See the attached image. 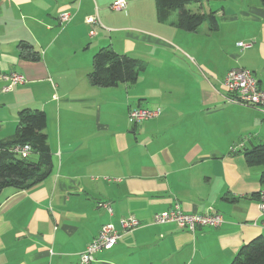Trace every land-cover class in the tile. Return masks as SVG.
Masks as SVG:
<instances>
[{
	"label": "crops",
	"instance_id": "obj_1",
	"mask_svg": "<svg viewBox=\"0 0 264 264\" xmlns=\"http://www.w3.org/2000/svg\"><path fill=\"white\" fill-rule=\"evenodd\" d=\"M113 1L0 0V75L25 79L0 90V142L13 138L21 110L43 111L53 164L29 190H0V264H80L108 223L121 237L90 264H230L264 235L257 206L264 163L245 161L264 144V113L228 102L223 79L245 68L264 91V7L194 2L192 12L214 25L187 32L174 26V13L159 21L155 0H124L119 12ZM21 43L37 59L20 58ZM109 49L140 62L134 83H89L93 57ZM5 84L0 79V89ZM138 108L158 115L136 122L129 113ZM175 206L217 213L223 223L193 233L153 223ZM130 216L139 226L124 232L120 220Z\"/></svg>",
	"mask_w": 264,
	"mask_h": 264
},
{
	"label": "trees",
	"instance_id": "obj_2",
	"mask_svg": "<svg viewBox=\"0 0 264 264\" xmlns=\"http://www.w3.org/2000/svg\"><path fill=\"white\" fill-rule=\"evenodd\" d=\"M194 2L200 3L201 0H155L157 19L163 22L175 13L174 26L187 32H195L205 21L212 27V16L192 12L187 8ZM260 2L264 7V0ZM19 57L37 59L27 43L19 45ZM142 68L140 62L135 59L119 55L110 49L101 50L93 57L88 81L92 86L104 88L114 87L118 83H134ZM46 123L47 118L43 111L24 109L18 113V124L13 138L0 142V190H29L51 174L53 164L44 133ZM25 144L30 146L31 153L37 155L36 160H31L28 156L21 158L11 152L13 147ZM245 161L249 166L263 164L264 144L254 146L246 152ZM261 182H264V172ZM230 264H264V235L242 245Z\"/></svg>",
	"mask_w": 264,
	"mask_h": 264
},
{
	"label": "built area",
	"instance_id": "obj_3",
	"mask_svg": "<svg viewBox=\"0 0 264 264\" xmlns=\"http://www.w3.org/2000/svg\"><path fill=\"white\" fill-rule=\"evenodd\" d=\"M126 5V1L124 0H115L110 4V9L119 12L124 10ZM70 20L71 15L69 13H62L59 17V21L62 24L68 23ZM86 22L92 25H101L97 17H89L86 19ZM90 34H93V31H91ZM239 46L246 47L247 45L239 43ZM0 79L6 82L0 89L2 92H9L13 87L25 82L24 77L15 72L0 75ZM223 86L227 93L228 102L260 109L264 113V91L259 87L257 79L250 70L239 67L230 69L224 76ZM157 115L158 111H150L141 108L131 110L129 113V117L136 122L151 120L156 118ZM11 152L21 158H26L31 153V148L28 144L17 145L11 149ZM103 206L111 213V209L108 205ZM257 206L260 217L259 225L264 231V190L258 193ZM153 223L157 225L172 223L178 228L193 233L198 227H218L223 223V218L217 213L206 215L187 214L175 206L167 212L156 214L153 217ZM120 225L124 232H127L137 228L139 222L134 217L130 216L121 219ZM120 237V234L111 223L102 225L97 236L79 255L80 264H90L94 261V256L99 251L110 250Z\"/></svg>",
	"mask_w": 264,
	"mask_h": 264
},
{
	"label": "rangeland",
	"instance_id": "obj_4",
	"mask_svg": "<svg viewBox=\"0 0 264 264\" xmlns=\"http://www.w3.org/2000/svg\"><path fill=\"white\" fill-rule=\"evenodd\" d=\"M193 7H194V3H191L190 5L187 6V8L191 11L194 10ZM173 16H175V13L173 14Z\"/></svg>",
	"mask_w": 264,
	"mask_h": 264
}]
</instances>
